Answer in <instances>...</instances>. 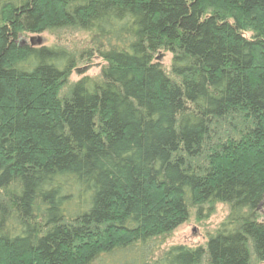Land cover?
Wrapping results in <instances>:
<instances>
[{"label":"trees","instance_id":"16d2710c","mask_svg":"<svg viewBox=\"0 0 264 264\" xmlns=\"http://www.w3.org/2000/svg\"><path fill=\"white\" fill-rule=\"evenodd\" d=\"M63 30L78 57L23 40ZM261 205L264 0H0V264L264 263Z\"/></svg>","mask_w":264,"mask_h":264},{"label":"rangeland","instance_id":"374dc122","mask_svg":"<svg viewBox=\"0 0 264 264\" xmlns=\"http://www.w3.org/2000/svg\"><path fill=\"white\" fill-rule=\"evenodd\" d=\"M34 35V34H33ZM44 39L42 45H55L63 48L73 49L74 53H78L87 41V36L83 32L79 31H59L55 33L43 32L38 34ZM32 35H27L23 38L28 42L29 37ZM79 53L77 54V57ZM170 55L165 53L162 58L164 64H168ZM93 65L90 67H83L85 65L80 64L77 66V70H73L69 79L70 82L81 79L82 77H96L99 73V64L97 60L93 61ZM83 69L80 70V69ZM229 213L228 205L225 203H215L209 208L208 206H203L200 210L198 208H193L190 210L188 218L185 222L179 225L177 228L172 230L164 239L158 238L156 245L158 244L157 250L155 251L153 259H158L167 250L173 246H185V247H198L203 246L207 239L214 235L217 230H219L223 223L225 222L227 215ZM264 216V206L261 205L260 212ZM262 219V218H261ZM204 264V263H203ZM253 264H264V263H253Z\"/></svg>","mask_w":264,"mask_h":264},{"label":"water","instance_id":"95a60500","mask_svg":"<svg viewBox=\"0 0 264 264\" xmlns=\"http://www.w3.org/2000/svg\"><path fill=\"white\" fill-rule=\"evenodd\" d=\"M28 43L31 46H41L44 43V39L40 35H32L29 37Z\"/></svg>","mask_w":264,"mask_h":264}]
</instances>
